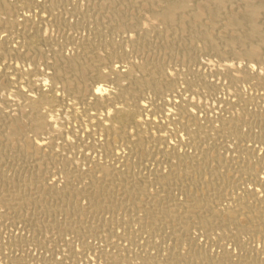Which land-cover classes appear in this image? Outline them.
I'll use <instances>...</instances> for the list:
<instances>
[{
    "label": "bare ground",
    "instance_id": "6f19581e",
    "mask_svg": "<svg viewBox=\"0 0 264 264\" xmlns=\"http://www.w3.org/2000/svg\"><path fill=\"white\" fill-rule=\"evenodd\" d=\"M44 1L46 4L52 5L51 7L56 8L57 6L60 8L58 0H42V2ZM28 2L30 4H26L25 6L19 4L17 6V4H13L10 0H0V28L7 32L0 36V55L11 54L13 52L14 56L19 59L28 56L27 50L20 52L19 49L24 46L27 47V39L37 30L39 24L35 22L34 13L40 11L41 13L39 12L40 14H38L41 15L43 13L42 8L45 5V3L43 4L39 1V3L36 2L37 4L33 0H28ZM33 2L35 4H31ZM95 3L93 1L92 4H87V6H95L98 9H95V12H99L96 15L101 16L100 14H102L106 18L112 19L111 21L114 23L111 24L110 19L108 22L112 26L114 24L113 28L115 31L125 30L132 32L133 36H128L126 41L135 50H141L142 52L140 56L127 57L123 50L117 49V41H114L115 39H101L102 42H97L95 39V42L93 38L82 35L79 38L70 37V39H67L69 40L68 44L71 45V51L68 54H64V51L59 46L58 48H56L57 46L55 48H52V45L50 46L52 48L51 54L49 53L50 55H46L40 60L41 64L45 66L46 71H48L45 75L42 74L43 72L45 73V70L39 69L36 65L31 66L29 69L27 68V70L13 66H10L9 69V66L6 65L0 67V89L4 88L2 86L11 88L10 92L6 91V96L12 95V98H9L10 101L7 97L4 98L3 96L1 98H4L5 103H8L7 107H13L12 110L10 108L11 111L5 110V114L2 112L3 115L0 117V154L7 145L13 148V155H6L5 158H2V163L4 165L13 158L21 159L26 157L28 161L26 159L27 162L25 163L30 165V168H33H31L30 174L27 173L28 175H25L27 178L25 180L23 178L24 182L21 190L18 191L17 188L16 191L15 189H11L10 186L11 193L6 192L7 194H3L2 191L5 189L3 190L0 187V201H3V204H8L9 202V205L12 206L11 209L14 208L15 211L21 214V209L28 208L29 204L32 205V212L36 209H41L45 206L46 200L53 202V200L61 201L65 199L66 201L64 200L63 204L66 203L68 207V204L76 205V202L79 203L77 199L81 201L82 198L87 197L85 194L89 190L99 191L97 194L99 199L101 196L111 197L112 193L105 189H109L108 182L115 179L119 184L116 183L118 184L117 187L113 184L116 189L113 196L116 197L115 200L113 197V201H108L111 211H118V213L121 211L132 212V207L129 208L128 205L135 206L137 203L139 204L136 207H141L139 212L142 214L157 212L161 216L168 214L170 211H176V215L173 218H167L172 224L173 220L176 224L194 222L199 227L200 234L209 242L222 244L223 240L227 239L233 245L232 247H242V237L251 241H260V246L252 247L253 249H250L251 253L247 254V257L236 256V260H233L238 261V263L250 261L255 264H264V135L257 133L252 138L255 140V143H258V145L256 144L257 146L254 145V142L239 144L232 150V153L224 155L223 150L225 149L222 148L223 146L220 147L218 145V148L212 144V146H209L207 143L208 146H202L197 136L200 133L196 135L185 128L187 124L201 123L199 121L201 118L198 119L199 117L196 114L194 115V111L191 114V110L189 111L187 108L181 107V104L179 106L176 102L172 106L163 108L150 106L149 102L141 103L142 99L146 101L148 98L145 97V94L156 97L160 96V94L168 93L172 98L174 96L178 97L179 92L176 91V83L178 81L164 67L163 60L166 57L175 56L185 64L195 60L194 51H208L219 58H222L221 56H225L226 58L230 56L235 60L246 61V64L244 63L240 67L237 64L238 68L235 66V74L226 75L227 83L234 85H231L230 88L232 89L229 90H232L237 97L235 100H231L232 98H230V101L234 102H228L230 107L228 106L225 111L223 110L224 113L221 111V113L214 114L212 120H206L204 117L207 124L203 126V123L202 126L206 127L210 133L214 134L218 132L216 135L219 134L223 137L222 140L227 139L228 141L231 137L242 141L245 138V133L253 125L258 126L263 133L264 111L260 108L261 111H259L257 108L258 111L254 112L251 106L250 108H246V106H249L247 104L250 103L249 100L254 97L249 94L243 97L240 88L243 87L244 89V86H241V84L248 83L252 87L255 86L256 90L259 88L264 91V70L262 67L264 65V0H97ZM19 7L25 10L21 12L17 11ZM122 7L124 9L128 7L127 11L130 10L131 14L128 15L129 13H122L121 11V16L123 17L124 14H127L130 17L125 19H122V17H120L121 19L118 18ZM47 8L49 7L47 6ZM47 8L45 9L47 10ZM45 9L43 11H46ZM52 10H49L51 12H47L51 14ZM143 10L148 13L146 17L144 16L145 18L149 16L148 19L151 20V17H153L156 21L144 25L143 23L145 22L142 23L137 20V15ZM76 12L84 13L82 10ZM103 18L102 20L106 19ZM98 20L101 21L99 17ZM12 35L18 38H15L16 40L13 42L14 46L6 40V37H13ZM149 36H154L152 38L156 39L147 44L143 43L145 40L148 41L147 38ZM196 41L200 43V46L196 47L194 45ZM96 48H100L98 50H101V53ZM115 58L125 65L115 66L111 64L107 66V70L99 67L100 64L103 65L106 61L111 62ZM224 64H221L222 67H226ZM135 73H138V75ZM38 74L42 76L39 78ZM11 75L18 78V81L21 78L22 82H24L20 83L22 85L25 83L24 88L20 87L21 84L17 83L16 78L12 79ZM184 75L182 76V81L185 80ZM93 79H97L98 83L106 81L111 86L105 84V82L104 85H98L95 82L94 86L88 87V82ZM188 79L192 78L189 76ZM200 79H194L192 82H188L189 80L187 81L186 79V85L192 86L193 89L194 87L204 88L206 83L202 81L203 79ZM187 86L185 87L187 88ZM178 88L180 89V87ZM47 91L54 92L59 104H63V107L67 108L73 117H75L74 115L78 111L90 108H93V110L98 108L100 110V112L98 110L99 113H97L96 117L95 115H91V118L94 116L95 121L93 120L92 122V119L88 120L86 118V124H84L89 128L90 134L96 137L95 143L91 144V150L94 151L98 148L97 155L99 156L95 155L94 159L91 157V155L96 154L97 150L91 152L92 154L90 153V155L83 154V152L81 153L82 162H72L70 161V157H68L70 155L66 154L68 151L65 150L66 152L64 151L63 153V149H67L65 147L67 146L66 138L62 139L65 143L61 144L60 148L57 147L58 145L56 146L54 143L56 139H53L56 136H61L60 128L56 125L57 115L55 116L52 109L47 112H41L35 108L37 104L43 102L45 92ZM176 92L178 93L176 94ZM239 93L242 95L240 96ZM252 93L255 94L254 91ZM18 96L21 97L19 98ZM63 97H67L70 102L65 103L67 99H64V102ZM81 104L82 106L80 107ZM63 107L62 109H64ZM120 112L126 115H130V113L134 114L131 128L126 129L122 126L117 127L115 124L112 125V118ZM125 117L120 123L125 120ZM154 117L166 120L173 117L175 118V124H184L183 126L180 125L184 130L182 133L185 134L182 142L178 141L180 144L177 141L170 142V140H166L165 135L153 134L151 128L156 123V118L154 119ZM206 118L208 117L206 116ZM93 123L94 127L91 126ZM176 128L172 129L174 130L173 133L177 132ZM175 134L177 135V133ZM59 140L61 139L59 138ZM183 144L188 147L191 146V152L181 149ZM227 147H225L226 150L229 148ZM258 149L261 152H258ZM136 151L137 155H140L137 158L134 156ZM158 151H161V157L154 158L152 156V160H149L148 164H146V172L140 173L139 171H135V166H138L142 160L146 162L144 160L145 156L148 157ZM88 152L86 153L88 154ZM227 152L229 150L225 153ZM14 163L13 165H15ZM164 169L168 170L166 174L163 172ZM256 170L260 171L256 173ZM4 172L6 174V171ZM23 172L22 175L26 174ZM49 176H54L55 179L49 181L51 180ZM21 179L18 181L22 182ZM47 179L49 180L47 181ZM74 183H79L81 187H75ZM105 183L107 184L105 185ZM161 184H166L170 190L183 194L182 199L179 198L181 201L173 205H170L167 201L154 205L152 199L161 191L160 188H157V185ZM66 187L69 190L67 189L58 194L61 190L66 189ZM34 189L37 192L32 191L36 194L31 198L29 196L31 195L30 192ZM259 195L261 196L260 198ZM91 199L94 198L91 197ZM156 200L158 202L161 201V199ZM89 205L97 206L98 203L92 201ZM193 208L195 210H192ZM73 210L75 212L79 211L76 208ZM42 212L45 213V210ZM147 219L145 218V220ZM164 219V217L160 218L161 221ZM140 220L142 219H139V222ZM155 220H158L156 216L155 218H149L148 221L150 222L146 223L144 220L142 222L148 227L147 225H151ZM122 221L125 222V220ZM71 222L70 225L60 224L58 226L55 225V227L61 231L68 229H72L73 232L79 231L80 228L75 227L73 224L71 225ZM213 227H217L219 233L211 236L210 230ZM199 250L200 248L197 246L190 248V256L196 252L195 256L198 257L197 253L202 252L200 257L206 259L204 250ZM103 258L105 259V257ZM190 258L192 264L193 262L196 263L197 258L193 256ZM222 258L226 259V257Z\"/></svg>",
    "mask_w": 264,
    "mask_h": 264
},
{
    "label": "rangeland",
    "instance_id": "374dc122",
    "mask_svg": "<svg viewBox=\"0 0 264 264\" xmlns=\"http://www.w3.org/2000/svg\"><path fill=\"white\" fill-rule=\"evenodd\" d=\"M10 1L13 4H17V6H19V4H22L24 6L26 4H30V2H28V0H14V1L10 0ZM33 1L35 3L36 2L37 3L42 2V0H33ZM93 1L95 3L97 0H58V4H59L58 6L60 8H58L57 6H56V8H54V7H51L52 5H49V3L46 4L45 1L42 2L43 4L45 3L44 8H42L43 13L41 15H39L41 12L37 11V10H36L37 12H35L37 15L34 13L35 22L37 24L39 23L37 30L34 32L36 34L32 33L29 36V38L27 39V47L24 46V47H21L19 49L20 52L27 50L28 56L19 59L16 56H14L13 52H11V54L7 53L8 55L2 54V55H0V56H2V57H0V67L6 65V66H9V69H10V66H13V67H20L23 70L24 69L27 70V68L29 69L31 66L33 67L36 65L37 67H39V69L45 70V73L44 72L42 73L45 75L46 72L48 73V71H46L45 66L43 64H41L40 60H42L43 57H45L46 55H50L52 48H55V46H57L56 48H58V46H59V48L60 49L62 48L61 50L64 51V54H68L69 51H71V45L68 44L69 40H67V39H70V37L79 38L82 35H84V36L86 35L87 37L93 38L94 40L96 39L97 42L98 41L102 42L101 39L102 40L111 39V38L113 40L115 39L114 41H117L116 44L119 46V48H118V46L116 45L117 49L123 50L126 53L127 57L132 58L133 56L134 57L140 56L142 51L141 50H135L132 47V45H130L129 42L126 41L128 36H130V35L133 36L132 32L125 31V30L124 31H118V32L115 31L113 28L114 24H113V26L111 25L112 23H114L113 21H111L112 19L109 18L110 22H111V24H110V22H108L109 21L108 17L106 18V16L104 17L102 14H100L101 16L96 15V14H99V12L97 11L98 9L95 6L94 7H92L90 5L87 6V4H92ZM34 2L31 4H35ZM47 6L49 8H47ZM80 7H82L83 9ZM45 8H47V10ZM52 8H54L53 9L54 11L52 10ZM17 9H18L17 11H20V12L25 10L24 8L22 9L21 7L17 8ZM43 9H45L46 11H43ZM95 9H97L96 10L97 13L95 12ZM127 9H129V8L127 7L124 9L122 7L120 10V13H119L120 15L118 14L119 17L118 16L117 17L119 19H121L120 18V17H122L121 11H122V13L123 12L127 13V14L129 13L128 15H130L131 14L130 10L127 11ZM49 10H52L51 14L49 13V12H51ZM75 10L76 11L82 10V12L84 11V13L81 14V13L76 12ZM47 11H49V12H47ZM125 11H127V12H125ZM56 12H57V14L55 15ZM131 12L133 13L132 10H131ZM127 14H124L122 19L130 17V16H127ZM147 14L148 13L143 10L142 12H140V14L137 15V20H139L142 23L145 22V23H143L144 25H148L149 22L156 21L153 17H151V20L148 19L149 16H148V18H145L147 16ZM35 15L37 18L35 17ZM98 17L101 21L98 20ZM103 17L106 18L107 21H106V19L102 20ZM143 17H144V19H143ZM93 18L96 20H94ZM145 19L149 20V21H146ZM3 31L4 30L2 28H0V32H1L0 36L7 33L6 31H4V32ZM12 36L13 37H6L7 38L6 40L11 42L12 46H14L15 44L13 42L18 38L14 37L15 35H12ZM152 37H154V36H149L147 38L148 41L145 40L143 43L147 44V43H150L156 39V38H152ZM150 39H152V40H150ZM96 40H95V42H96ZM138 41H139V39H138ZM52 42L55 45H53ZM194 45L196 47H198V46H200V43L198 41H196V42H194ZM50 46L52 48H50ZM98 49H100V48H98ZM100 51L101 50H98V52H100ZM194 52H195V57H196L195 60L196 61L193 60V62H190V63L184 64L175 56H172L170 58L166 57L163 60L165 69L170 71V73H172V75L175 76L174 78H176L178 81L176 83V85H177L176 91L179 92V93L176 92V94L178 93V97L174 96L172 98L171 95L168 93L167 94L165 93L166 95L160 94V96H156V97H152L151 95L148 96L145 94V97L146 98L148 97V98L146 99V101H143L144 99H142L141 103L142 102H149L150 106H155L157 108H163V107H167L170 105L172 106L173 103L176 102L179 104V106L182 105L181 107H185L189 111L191 110L190 111L191 114H193V111H194V115L196 114L197 117H199L198 119H200V118L202 119V121H201V119L199 120L201 123L200 124H187L185 126V128H187L189 131H192L196 135L198 133H200L197 136L199 137L200 145H202V146H208V145L210 146L211 144L215 147H218V148H219V146L220 147L223 146L222 148L225 149V150L222 149L224 155L232 153V150L235 149L239 144H249V143H253V142L255 143V140L252 138H254L255 135H257V133L264 135V132L262 133L261 129L256 125L251 126L252 130L250 129V130H248V132L245 133V138L242 140L243 142L241 140L234 138V137L229 138L230 139L229 141L227 139L222 140L223 137H221L219 134L216 135V133H218V132H215L213 134L212 132L210 133V131L206 127H203V126H205V124H207L206 120H212L213 119L214 114L216 115L218 113H221V111L224 113L225 109L228 108V106H229L228 102L230 101V98H232L231 100L236 99L237 95L234 94V92H232V90H229V89H232V88H230L232 84L230 85L229 83H227L228 80L226 79L227 78L226 75L227 74L232 75L231 73L235 74L237 64L240 67V66L244 65V63L246 61H244V60L240 61V59L235 60V59L231 58L230 56H227V58L225 56L224 57L221 56L222 58H219V57L212 55L210 52L203 51V50L202 51H194ZM135 53H137V54H135ZM1 60H2V62H1ZM224 62H225V64H224ZM111 64H113L115 66H120L121 64L125 65L124 63H122L121 61H119L118 59L115 58V60L112 59L111 62L106 61V62H104L103 65L100 64L99 67L101 69L107 70V66H109ZM221 64H224L226 67H224V66L222 67ZM104 67H106V68H104ZM262 67L264 70V65ZM221 68H223V69L220 70ZM135 74L138 75V73H135ZM183 75L186 77V78L184 77V79H185L184 81H182ZM11 76H12L11 77L12 79L16 78L15 76L13 77V75H11ZM38 76L40 78L42 75L38 74ZM189 76L192 79H188ZM180 78H181V80H180ZM198 78L199 79L201 78L200 80L203 79L202 81L206 83L204 88L203 87H194V89H193L192 86L189 87L186 85L188 80H189L188 82H192V81H194V79H198ZM16 79H17V83L18 82L19 83L24 82V81L22 82L21 78H19V81H18V78H16ZM186 79H187V81H186ZM95 82L98 83L97 79L90 80L88 82L87 86L92 87V86H94V84H96ZM104 82H105V84L110 85L106 81H104ZM104 82L100 81L98 83V85H104ZM183 83H185V84H183ZM24 84L23 85L21 84L20 87L25 86ZM244 84L245 83L241 84V86H244V89H243V87L240 88V92L242 91L241 93L243 94V97L247 96L248 94L251 95L252 97H254V98L251 97L252 99L249 100L250 103H247L249 106H246L247 104L245 105L246 108L247 107L250 108V106H251V109H252V111L254 110V112H257L259 108L262 111H264V91L259 89V88L256 90L255 86L252 87L251 85H248V83L245 84V85H247L245 88ZM184 85L187 86V88ZM226 86H228L229 88ZM232 86H234V85H232ZM2 87H4V88L0 89V98L3 96H4V98L7 97L8 99L12 98V95L6 96V93H7L6 91L10 92L11 88H6L5 86H2ZM178 87H180V89ZM5 88H6V90H4ZM195 88H197V89H195ZM241 89H243V90H241ZM226 90H228L230 92H228ZM253 91L255 92V94L252 93ZM256 91H258V92H256ZM47 92H45L43 102L37 104L35 106V108L41 112H47L48 110L52 109L55 116L57 115L56 116L57 117V119H56L57 124L56 125H58V127L60 128L61 136L59 135V136L54 137L53 140L56 139L54 142L56 144V146L58 145L57 147L60 148L61 144L65 143L62 140L65 137L66 141H67L66 142L67 146H65V147H67V149L66 148L63 149V153L65 150H67L68 152L70 151L69 153L66 151L65 152L67 155L68 154L70 155L68 157H70V159H71L70 161H72V162L81 161V159H82L81 153H83V152H84L83 154L90 155L91 152H95L97 150L95 152L96 154L93 153L94 155H91V157H93L92 159H94L95 155L99 156V155H97V153L99 151L98 148H96L94 151L91 150V144L95 143L96 137L94 135L90 134L89 128L84 124H86L85 123L86 118H88V120L92 119V122H93L94 116H93V118H91L92 117L91 115H95V117H96L97 113H99L100 110L98 108L97 109L95 108L96 110H93V108H90V109H86L84 111H78L74 115L75 117H73L72 115H70L68 109L67 108L65 109V107H63V104H59L58 99H57L56 95L54 94V92H50V91L48 93ZM244 94H246V95H244ZM239 95H240V93H239ZM150 96H151V98H150ZM234 96H235V98H234ZM18 97L20 98L21 96H18ZM4 98L0 99V117H1V115L5 114L6 111H11L13 109V107H7L8 103L4 102ZM64 99H67V100H65L66 102L64 101ZM227 99H229V100H227ZM9 101H10V99H9ZM63 101L65 103L70 102L67 97H63ZM225 101L227 103H223ZM233 102L230 101V103H233ZM154 103H156V104H154ZM157 104L158 105L160 104V105L158 106ZM223 104H226L227 106L223 105ZM59 105H60V107H59ZM163 105H165V106H163ZM255 105H258L260 107L255 106ZM81 106H82V104L80 105V107ZM160 106H162V107H160ZM62 107L64 109H62ZM10 108H11V110H10ZM222 108H224V109H222ZM260 109H259V111H261ZM98 110H99V112H98ZM95 111H96V113H95ZM2 112H3V114H2ZM209 114H210V116L212 115L211 116L212 118L209 116ZM206 116L208 118H206ZM97 117H99V116H97ZM124 117H125V120L120 123V121L122 119H124ZM133 117H134V114L132 115L130 113V115H126L123 112H120L112 118L111 123H112V125L115 124V126H117V127L122 126L123 128H126V129L129 127L131 128L133 125L131 123ZM204 117L206 120L204 119ZM80 118H81V120H80ZM154 119H155L156 123H155V126H153L151 128V130H152L151 132L153 134L158 133V134L165 135L166 137L165 136L164 137L166 138V140H168V141L170 140V142H176V141H177V143H179L180 141L182 142V138H184V135H185L184 133H182V132H184V130L182 129V126L184 124H179V123L175 124L176 123V122H174L175 118H173V117H170L167 120L163 119V118L161 119L160 117H154ZM202 124H203V126H202ZM180 125H182V126H180ZM199 125H200V127H199ZM91 126L94 127V123ZM175 127H177L178 129L176 128L177 132L173 133L174 130H172V129H174ZM155 130H157V131H155ZM201 130H202V132H201ZM203 132H204V134H203ZM175 133H177V135ZM175 135H176V137H175ZM59 138L61 140H59ZM256 144L258 145V143H255L254 145H256ZM227 145L229 148L227 147ZM189 147L187 145L185 146L183 144L181 146V149H183L184 151H187V152H191V146H189ZM225 147H227L228 149L226 150ZM231 147H232V149H231ZM258 148H259V146H258ZM3 150L1 153L3 156L0 154L1 155L0 156V165H1L0 170L2 169L0 171V175H1L0 176V183H1L0 187L3 190L5 189L4 190L5 192L2 191V193L7 194V193H11V191H12L11 189L16 190L18 188L17 189L18 191L21 190V186H22L24 180L27 178L26 176L28 174H30V172L32 171L33 168L31 167L32 168L31 169L30 165L25 163L28 161V158H26V157L21 158V159L13 158V159H11L10 162L4 164L5 165L4 166L2 163V160H3L2 158H5L6 155L12 154L13 148L11 146L7 145L3 148ZM228 150H229V152L225 153ZM260 150H261V148H260ZM86 152H88V154ZM258 152H261V151H259V149H258ZM161 154H162L161 151H158L157 153H155L153 155L151 154L148 157L145 156L146 159L144 158V160L146 162H144L142 160V162H141L142 164L140 163L138 166L137 165L135 166V171H139L140 173L146 172V170H147L146 164H148L147 162H149V160H152V158H153L152 156H154V158L155 157L160 158ZM138 155H137V151H136L134 156L137 158ZM162 156L166 157L165 155H162ZM26 159H27V161H26ZM19 162H20V164H19ZM13 163L15 165H13ZM18 168H20V169H18ZM23 170H24V172H23ZM4 171H6V174ZM167 171H168L167 169H164L163 172H165V174H166ZM256 171H257L256 173H258L260 170L259 171L256 170ZM22 172L26 173V174L22 175ZM20 176H22V177H20ZM9 177H10V179H9ZM18 177L20 179L22 178L21 179L22 182L18 181V180H20ZM13 178H14V180H13ZM23 178H24V180H23ZM49 178L51 180L47 179V181L48 180L53 181L55 179L54 176L53 177L49 176ZM8 180H10V181H8ZM5 181H7L6 184H5ZM116 183L119 184V182H117V180H115V179H113V181L110 180L108 182L110 190L105 189L108 192L112 193V196L111 197L109 196L110 200H109L108 196H101L100 197L101 200H100L99 196L97 195L99 191L96 192L95 190H89L87 192L88 194L87 193L85 194L87 196L84 198L86 201L83 198L81 199V201H80V199H77V201L79 203L76 202V205L68 204L69 208L66 206V203L63 204L65 199H63L61 201L60 200L59 201L53 200V202L46 200V204H45V206H43L44 209H43V207L41 209H38V210L36 209L33 211L34 212L33 213L32 207H31L32 205L29 204L28 208L26 207L25 209H21V212H22V214H21L20 212L15 211L14 208L11 209L12 206L9 205L10 204L9 202H8V204H3L4 202L0 201V206H1L0 207V264H187V262H189L188 264H192V260H190L191 259L190 257H192V256L197 258L196 263L193 262V264H199V263L200 264H202V263H204V264H215V262H216V264H234V262H236V264H255L254 262H250V261L249 262L248 261H243V262L241 261L240 263H238V261H235L236 260L235 258H236V256L237 257L240 256L243 258L247 257L246 255L247 254L249 255L251 253L250 249L252 250L253 249L252 247L255 248L257 246L258 247L260 246V244H261L260 241H251L245 237H242L243 238L242 247H235L234 246L235 248L232 247L233 245L230 244V242L227 239L223 240L224 242H222V244H220L218 242H209L200 234V231L198 230L199 227L194 222H186V224H183V223H180V224L177 223L176 224V222H174V220H173V224H172L171 221L168 220L167 218H173L176 215V211L175 212L170 211L168 214H163L161 216H159L160 214L158 215L157 212H154V213L149 212L147 214H144V213L142 214L141 212H139L140 211L139 209L141 207L140 206L136 207V205H138L139 203H137L135 206L128 205L129 208L132 207L131 208L132 212L121 211L118 213V211H114V210L111 211L109 208L110 205H108V201H113L112 200L113 197L115 200L116 196H113V195L116 191L115 187H117V185H118ZM106 184L107 183H105V185ZM113 184L115 185V187ZM13 185H15L17 187L15 188V186H13ZM79 185H80L79 183H74L75 187H81V185L80 186ZM5 186H6V188H5ZM157 188H160L161 191L153 197L152 201H153L154 205L155 204L157 205L158 203H161L164 201H167L170 205H173V204L178 203L179 201H181L180 199H182L183 194H180V192H178L179 193L178 194L177 191L170 190V188L166 184L157 185ZM67 189L69 190V188L66 187V189L61 190L60 193H58V194H61L62 192H64ZM32 191L37 192V190L36 189L31 190V192H30L31 195H29L31 198H33V196L36 194ZM164 196H165V199H164ZM91 197L94 199H91ZM105 197H106V199H105ZM177 197H178V199H177ZM260 197L261 196L259 195V198ZM96 198H97V200L98 199L99 200L97 201ZM103 199L106 201H104ZM156 199H158V200L161 199V201L158 202ZM69 201H71V200H69ZM92 201L97 202L98 205L97 206H90L89 204H90V202L92 203ZM100 201L102 204L100 203ZM84 202H86V203H84ZM99 204H101V205H99ZM127 204H129V202H127ZM63 206H65V207H63ZM85 206H86V208H85ZM72 208L73 209H75V208L79 209L80 212L79 211L75 212ZM84 208H85V211H84ZM67 209H69V210H67ZM137 209H138V211H137ZM44 210H45V213L42 212ZM192 210H195V208H193ZM65 212H66V214H65ZM15 213H17V214H15ZM155 216L158 218V220L153 221L152 222L153 225L152 224L147 225L148 227H146V225L142 222L143 220L146 223L150 222V221H148L149 218L150 219L155 218ZM141 217H143V218H141ZM161 217H164L165 219L161 221L160 220ZM145 218L146 219L148 218V219L145 220ZM139 219H142V220H140V222H139ZM120 220L122 223L120 222ZM122 220H125V222H123ZM70 222H71V225L73 224L75 227H79L80 228L79 231L73 232L72 229L61 231L55 227V225L58 226L60 224L70 225ZM157 223H158V225H157ZM169 223H170V225H169ZM185 226H186V228H185ZM157 227H158V229H157ZM179 228H181V229H179ZM155 229H157V230H155ZM69 230H71L72 232ZM81 230H83V231H81ZM174 230H176V231H174ZM84 232H85V234H84ZM210 232H211L210 233L211 236H214L215 234L219 233L217 227H213L210 230ZM244 241H245V243H244ZM247 241H248V243H247ZM193 242L198 248H200L199 251L204 250V252L206 254V259H203L200 257V254L202 252L197 253L198 257L195 256L196 252L194 253V255L190 256L191 251H189V249L192 247H196L193 244ZM169 252H170V254H169ZM183 254H184V257H183ZM111 256L114 258H112ZM116 256H117V258H116ZM103 257H105V259ZM222 257H224V258L226 257V259H223ZM183 258L186 260H184ZM187 259H188V261H187ZM202 259L204 260V262ZM227 259H229V260H227ZM233 259H235V260H233Z\"/></svg>",
    "mask_w": 264,
    "mask_h": 264
}]
</instances>
